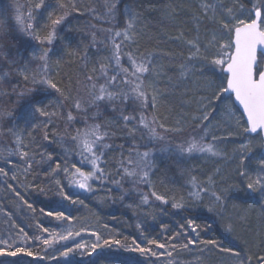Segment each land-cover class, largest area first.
Here are the masks:
<instances>
[{
	"label": "snow or ice",
	"instance_id": "1",
	"mask_svg": "<svg viewBox=\"0 0 264 264\" xmlns=\"http://www.w3.org/2000/svg\"><path fill=\"white\" fill-rule=\"evenodd\" d=\"M98 3L28 0L23 6L0 8V98L10 97L14 105H0V177L14 182L7 187L33 212L17 189L43 190L41 179L54 182L62 201L73 205L84 204V193L97 198L104 192L99 199L128 201L125 207L144 236L140 243L134 238L129 250L147 259L105 254L98 264H148L153 258L155 264H192L178 257L213 250L230 264H264V233L257 234L255 243L235 235L237 224L248 222L246 207L235 221L228 217L224 223L228 237L239 241L228 247L201 239L198 229L203 228L188 217L162 241L144 232L147 219L156 220L157 209L160 215L169 214L165 207L188 211L203 205L224 221L229 200L238 191L243 192L241 199L258 201L264 210V152H255L264 149V0H167L160 21H149L158 11L156 0ZM73 13L96 21L88 24L89 43L83 48L73 47L64 34L66 26L72 31ZM37 16L45 22L38 23ZM161 23L166 40L178 47L162 48L158 38L153 47L142 43L145 37L154 39L148 34L150 24ZM6 38L16 43H5ZM65 64H79L83 79L63 73ZM5 84L7 91L2 90ZM173 97L180 98L179 112ZM188 127L192 131L186 133ZM236 140L229 155L227 142ZM158 155L176 165L182 183L173 178L167 186L164 179H153L160 171ZM197 157L234 162L240 182L230 183L219 166L203 179L193 174L195 169L183 168ZM61 175L65 183L57 178ZM65 184L79 190L75 199L64 191ZM40 211L57 220L72 219L66 211ZM6 215L11 218L12 212ZM36 227L39 236L18 227L15 237L0 239V257H39L22 245L40 241L51 248L73 237L71 231L50 233L38 221ZM161 229L170 231L166 224ZM95 235L97 243L66 247L59 255L89 247V255L104 247L109 253L113 247L128 248L127 237L122 242L119 233L107 239Z\"/></svg>",
	"mask_w": 264,
	"mask_h": 264
},
{
	"label": "trees",
	"instance_id": "2",
	"mask_svg": "<svg viewBox=\"0 0 264 264\" xmlns=\"http://www.w3.org/2000/svg\"><path fill=\"white\" fill-rule=\"evenodd\" d=\"M28 0H0V8L8 9L10 6L19 3L20 5H26ZM49 3H55V0H47ZM86 3H90L93 7H99L98 0H84ZM167 0H156L158 5V11L154 16L149 17V21H160L162 16V8ZM177 2H186V0H177ZM102 11V9H101ZM181 20L186 19L185 16L180 17ZM37 21L40 24H43L45 20L37 16ZM70 26L72 31L67 32V26L65 28V33L68 40L70 41L73 47H76L78 44L81 48L84 45L89 43L88 39L85 38L86 33L88 32V24L96 23L88 15H79L73 13L69 18ZM107 26V25H103ZM163 27L161 24H150L148 29V34L152 35L154 39L148 41L147 37L142 40V43L145 46L153 47L156 44V38L160 41H163L160 46L162 48H176L178 45H174L171 41H167L163 32L160 30ZM170 32H174V29H169ZM83 42L80 44V42ZM5 43L15 44V38H6ZM59 46V45H58ZM90 59H94V53L89 52ZM55 59V57H53ZM63 73L69 74L76 78L79 76L83 79V72L79 64H65L61 69ZM15 79V78H13ZM163 86V85H162ZM3 91L8 90V86L5 84L3 86ZM174 106L177 112L180 111L179 97H173ZM0 105H7L8 107H13L12 98L3 97L0 98ZM187 112L189 109H183ZM218 122V121H217ZM80 127V125H77ZM189 128V127H188ZM119 142V141H117ZM239 141L236 140V144ZM233 141L229 142L226 147V151L231 155V150L235 147ZM51 151V149H49ZM262 152V149H258L257 153ZM198 160H191L183 165L185 170L195 169L196 171L193 174L197 175L199 178L203 179L207 174H210L215 167L219 166L225 175L231 177L230 183H236V180H239L238 177H235L234 168L235 163L217 158L214 161L206 160L200 157H197ZM75 162V160L73 161ZM156 162L160 171L157 173L156 177L153 179H164L167 186H171L170 180L176 179L177 183H182L179 177V170L176 165L172 163L170 159H165L163 156L158 155L156 157ZM46 169V166H45ZM43 170H41L42 175ZM166 174V175H165ZM61 180L62 183H65L63 175L57 177ZM43 190H37L36 188H29L27 191L17 189L21 191V196L24 197V200L31 204L32 207L36 210L33 212L26 205H24L14 193L7 187L8 184H13L11 180L5 181L0 177V239H7L9 235L15 237L16 231L19 228H24V231L27 232L29 236H39L41 235L40 230L36 227L37 221L43 225V227L48 228L49 232H57L61 235H67L68 231L73 233V237L66 241H59L51 248L42 246L40 241H29L26 245H22L29 250L34 252H39V257H0V262H11L19 260V264H98V261H102V258L105 254H114L119 259L129 258V259H139L145 261L147 258L140 256L139 253L130 251L132 247L131 241L135 238L137 243H140L144 236L139 234V230L135 227L137 223V218L134 216L133 212L125 207L124 203H121L119 200L104 199L101 200L99 197H104V192L97 193V198H93L91 194H81L80 199L84 201L83 205L80 204H70L67 201H62V198L59 196L54 182L49 179H41L38 181ZM95 187V185H94ZM147 189H145L146 191ZM64 191L69 195H73L78 192L75 188H69L65 184ZM113 197L119 195L118 191L113 188L111 194ZM73 195V199H75ZM62 201V204L60 203ZM206 201V200H205ZM254 205H249L247 207L251 208ZM41 209L44 210V213L48 211H66V216H72L71 220H57L54 216L48 217L45 214H41ZM165 211L168 212V215H160L159 210L157 209L154 213L156 215V220H152L150 217L146 221V226L144 228L145 235L151 239L163 240L164 235H171L173 231L178 230L177 222L185 223L184 217L195 219L197 224L201 225L203 231H200L201 239H216L220 242L222 247H228L232 244H237L232 239H230L225 234L224 221L215 219L214 213L206 212V209L203 205L199 207L192 208L188 211L184 210H175L169 207H165ZM6 212H12V217L8 218ZM251 214V212L249 213ZM249 217V215H248ZM141 222L145 223L143 217H141ZM250 223L253 226V220L248 219L246 224ZM168 225L170 231L166 234L162 232L161 225ZM25 225H32L31 228L26 227ZM106 226V227H105ZM250 227V226H249ZM76 232H79L80 235H75ZM112 232L119 233L117 237L122 242L125 237L128 239V248L123 250H117L115 247L112 248L111 253H109L108 247L102 249H97L95 255L92 253V257H88V253H91V248L82 249L81 251H74L68 257H61L60 252L64 251L65 248H75L76 244L84 243L87 245H92L97 243V238L95 233H100L104 239L109 238V235ZM246 234V233H245ZM47 238V234H44ZM243 238V237H242ZM244 239V238H243ZM259 236L256 242H258ZM251 242V241H249ZM11 243V241H10ZM19 243V240H17ZM253 243V242H252ZM100 244L103 245V240L100 241ZM144 246V245H142ZM199 253L196 255L182 254L178 259L181 261H194V258H197ZM223 255L220 253L219 259ZM49 257H56V259H49ZM225 258H227L225 256ZM166 259V258H161ZM210 260L214 264H218L220 261L213 254L205 252L203 255H199V261H202V264H209ZM228 259V258H227ZM223 261V260H222ZM106 264V262H104ZM148 264H155L154 258L148 261Z\"/></svg>",
	"mask_w": 264,
	"mask_h": 264
},
{
	"label": "rangeland",
	"instance_id": "3",
	"mask_svg": "<svg viewBox=\"0 0 264 264\" xmlns=\"http://www.w3.org/2000/svg\"><path fill=\"white\" fill-rule=\"evenodd\" d=\"M218 122H219V119H218ZM191 131H192L191 127L186 128V133L191 132ZM229 142H231V141H229ZM229 142H227V144H229ZM233 143H234V145H236V141H233ZM258 149L259 148L255 149L256 153L258 152ZM194 160L197 161L198 158H196ZM214 160H212V161H214ZM85 170H89V169H85ZM239 182H240L239 180H236V183H239ZM77 190L78 189H76V191ZM241 197H243V192L238 191V192L234 193L232 199L229 200L228 206L224 211V222L227 221L228 217H231L235 221L241 214L244 213V210L246 207L248 210L247 214L249 215V219L251 221L253 220V226H251L250 223H248V224H237L235 235L241 236L244 239L251 241L250 243H252V242L255 243L258 239L257 234L258 233H264V210H262L260 208L258 201L255 203L248 202V201L241 199ZM205 203H207V199H206ZM233 203H235L237 206L233 207ZM241 205H244V207H241ZM249 205H254V206L249 208V207H247ZM205 209H206V212L213 213V212H209L207 210V208H205ZM250 212H251V214H249ZM214 217H215V219H218L219 222L221 223V221H220L221 217L219 215L214 213ZM222 228L225 229L224 226H222ZM225 234H226V232H225ZM226 236H228V235L226 234ZM232 240L234 242H236L237 244H239V241H237L235 239H232ZM207 252L213 254L214 256H216L217 259H219L220 253L218 251L213 250V251H207ZM93 255H95V253H93ZM90 256L92 257V254L88 255V257H90ZM208 261H209V264H214L210 260H208ZM218 261H220L218 264H230V261L227 258H225L224 255L221 257V260L219 259ZM202 263H203L202 261L198 262L197 258H194L193 264H202Z\"/></svg>",
	"mask_w": 264,
	"mask_h": 264
},
{
	"label": "water",
	"instance_id": "4",
	"mask_svg": "<svg viewBox=\"0 0 264 264\" xmlns=\"http://www.w3.org/2000/svg\"><path fill=\"white\" fill-rule=\"evenodd\" d=\"M262 152H264V149H262Z\"/></svg>",
	"mask_w": 264,
	"mask_h": 264
}]
</instances>
